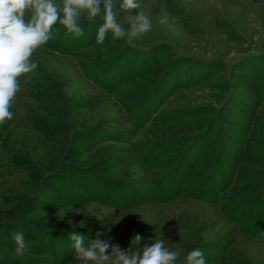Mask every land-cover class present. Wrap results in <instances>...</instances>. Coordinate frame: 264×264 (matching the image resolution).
Segmentation results:
<instances>
[{
	"label": "rangeland",
	"instance_id": "rangeland-1",
	"mask_svg": "<svg viewBox=\"0 0 264 264\" xmlns=\"http://www.w3.org/2000/svg\"><path fill=\"white\" fill-rule=\"evenodd\" d=\"M137 2L153 28L136 47L98 43L97 16L79 37L57 23L33 53L0 124V264H83L69 237L98 232L129 252L161 238L176 264L196 248L206 264H264V239L227 214L264 190V0Z\"/></svg>",
	"mask_w": 264,
	"mask_h": 264
},
{
	"label": "clouds",
	"instance_id": "clouds-1",
	"mask_svg": "<svg viewBox=\"0 0 264 264\" xmlns=\"http://www.w3.org/2000/svg\"><path fill=\"white\" fill-rule=\"evenodd\" d=\"M119 7L128 11L127 22L130 28L118 20L117 0H0V124L11 119L10 111L15 96L21 90V77L31 73L38 64L33 62V53L50 39L53 26L63 25L77 37L83 35L80 21L100 16L102 24L98 28L96 41L103 43L106 34L126 38L127 43L136 47L135 40L153 28L151 18L137 0H122ZM139 9L135 16L130 10ZM167 16L160 23H167ZM174 19V18H173ZM71 224V221H69ZM80 227L84 222H80ZM104 233H97L94 239L85 243V236L72 234L75 259L88 264H176L178 254L166 242L155 237L150 243L134 252L122 250L111 242V237L101 239ZM17 255H22L26 247L22 232L12 237ZM135 235L131 243L141 240ZM186 264H206L204 254L193 249L186 256Z\"/></svg>",
	"mask_w": 264,
	"mask_h": 264
},
{
	"label": "trees",
	"instance_id": "trees-1",
	"mask_svg": "<svg viewBox=\"0 0 264 264\" xmlns=\"http://www.w3.org/2000/svg\"><path fill=\"white\" fill-rule=\"evenodd\" d=\"M144 119L145 118H142L140 120L144 121ZM252 125H254L253 120H252ZM245 135L246 134H243L242 136L240 135V138L245 139V137H246ZM236 137H238V136H236ZM189 155H191L190 151L186 152L183 159H188ZM188 171H189L188 168H185L184 173H187ZM237 172H238L237 168H231V175H232V178H230L231 181L230 180L227 181L225 177H222V179L217 183L218 185L221 183L223 184V182L226 183L222 190H224L225 188L227 189L228 185L230 183L231 184L234 183ZM173 173H175V172H173ZM216 173H217V171L214 170L213 173L211 174V177H209L204 182L202 187H205V186L207 187L209 185V183L214 184L215 180H217V177H218V174H216ZM179 175H182V174L180 173ZM184 175H185V180L183 179V176H182V177H180V180L177 179L176 182L174 181V183L172 185L168 184L166 186V188H164V190L162 189L163 194H166L168 192H172L171 195L177 196L179 194L177 191V188H179V186L181 188L185 186L187 174H184ZM214 175H215V177H214ZM212 177H214L215 180ZM177 181H179V182H177ZM169 182H170V180H169ZM201 191H205V195H206V192H207L206 190L202 189ZM205 195H203V196H205ZM112 196H109L107 198L110 200V202L117 203L116 202L117 200L115 201V199H114V198H116L115 197L116 195H112ZM207 197H209V196L206 195L204 198H207ZM259 208H262L263 211L257 212V210ZM227 214L230 215L235 222L240 223V224H246L244 226V228L246 229V231L250 235L261 237L264 239V190H263V192H261L260 195L251 196L248 199L244 200V202H241L239 204L236 203V204L228 207Z\"/></svg>",
	"mask_w": 264,
	"mask_h": 264
}]
</instances>
